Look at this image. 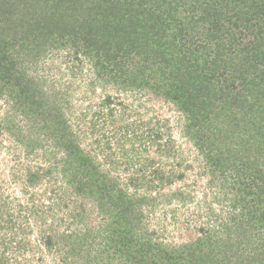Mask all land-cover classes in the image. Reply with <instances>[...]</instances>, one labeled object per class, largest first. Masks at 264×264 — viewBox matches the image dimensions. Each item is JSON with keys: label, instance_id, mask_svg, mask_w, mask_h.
Returning a JSON list of instances; mask_svg holds the SVG:
<instances>
[{"label": "trees", "instance_id": "obj_1", "mask_svg": "<svg viewBox=\"0 0 264 264\" xmlns=\"http://www.w3.org/2000/svg\"><path fill=\"white\" fill-rule=\"evenodd\" d=\"M23 2L0 0V22L4 23L0 27V65L13 61L17 66L16 44L19 54L23 48L26 59L36 60L44 53L47 39L50 42L58 34L64 44L76 47L82 43L86 53L96 55L97 79L105 71L110 79L120 80L123 92L147 89L166 101L176 113L174 120L181 127V138L201 156L202 166L211 177L208 187L222 177L224 183L217 184L220 190L229 185L230 190L245 194L238 198L235 193L233 208L243 201L244 209L250 204L252 212L231 217L223 228L229 225L237 239L249 232L248 238L254 236L250 241L256 243L257 257L264 260V234L257 240L250 230L255 221L264 223V209L260 215L255 213L260 203L264 205V166L259 163L264 160V0H33L36 9L27 19L30 31L25 34L14 30L16 37L3 43L2 33L10 32L8 27L14 22L12 9L15 5L22 7ZM42 3L45 10L39 9ZM198 27L197 32L206 37L200 41L188 37L187 41L186 34L191 36ZM239 27L248 30L245 35L253 40L240 47L238 39L231 37L227 48L222 37ZM31 33L33 37H27ZM209 48L214 56L207 52ZM221 68L222 74L216 76ZM13 69L0 73V91H6L5 101L11 104L8 113H19L28 133L35 135L33 143H51L63 159L58 156L60 178L43 165L28 166L22 191L27 196L25 205L19 203L13 208L11 202L0 200V247L7 249L10 236L14 238L12 243L25 251L33 247L27 237L33 226L23 222L17 228L14 216L23 215L29 207L37 214L38 242L49 252L58 242L69 241L67 228L90 209L108 215L104 227L109 230L111 244L120 255L130 256L135 249L128 245L138 241L133 240L131 228L135 227L136 215H141L131 212L130 205L143 204L148 197L154 202L162 196L143 191L159 187V192L163 186H170L169 204L172 199L181 204L192 200V183L178 187L174 183L184 181L185 173L179 170L182 163H175L178 146L175 148L171 136V117L143 121L125 98L107 95L100 101L99 110L93 111L88 104L80 112L79 121L87 123L77 128L74 119L67 118L65 108L72 105L65 100L63 103L61 91L50 88L47 92L39 78ZM237 82L239 91L235 90ZM134 114L138 120H133ZM98 159L105 163L103 167ZM164 160L170 161L163 164ZM44 174L49 180L38 194L33 190ZM1 184L6 183H0L2 188ZM259 198L263 202L259 203ZM72 199H88L92 206L77 202L75 211L70 206ZM153 205L156 208L159 203ZM19 219L23 221L25 216ZM62 227L65 234L59 232ZM212 229L209 224L200 226L197 240L182 247L211 249L214 244L207 234ZM146 246L159 249V256L155 252L156 256L154 253L146 259L150 264H170L168 260L174 258L172 251H162L166 250L163 241L148 240ZM182 247H173V251ZM74 248L72 245L66 252ZM26 257L19 258L25 261ZM139 262L148 264L143 259ZM0 264H6L3 256Z\"/></svg>", "mask_w": 264, "mask_h": 264}, {"label": "rangeland", "instance_id": "obj_2", "mask_svg": "<svg viewBox=\"0 0 264 264\" xmlns=\"http://www.w3.org/2000/svg\"><path fill=\"white\" fill-rule=\"evenodd\" d=\"M24 4L21 6L15 5L12 9L14 15V22L8 27L10 32L7 30L5 34L2 33L1 39L4 41L14 36L16 33L14 30L27 34L31 27L27 25V19L32 16V12L36 9V5L33 0H23ZM43 2V1H40ZM31 3V4H30ZM32 5V7L29 6ZM41 4V3H40ZM46 5V4H45ZM43 3L39 9L45 10L46 6ZM12 21V20H11ZM30 22V21H29ZM0 22V27L3 25ZM233 31L232 34L224 35L225 46L228 48L229 43L227 39L235 37L240 42V47L243 46L248 40H253V37H247V31L244 27H239ZM199 27L195 29L191 36L186 34L188 37H195V40L200 41L201 38L206 37L205 33L197 32ZM18 32V33H19ZM246 34V35H245ZM17 35V34H16ZM27 37H33L32 33L28 34ZM52 41L47 39L44 45V53L42 52L36 60L30 61L26 59L25 52L20 46L16 44L15 54L17 66L14 62L3 63L0 65V73L4 69L14 72V69L18 71L24 70L29 77L39 78L42 82V87L47 92L52 89L61 91V98L72 105L70 108H65L67 118H73L77 128H84L85 123L79 121L80 112L86 110V106L91 104L93 111L100 109V101L107 95H111L117 99L121 98L127 101L131 111L138 113L143 121L156 122L157 119L171 117V136L175 140V163L181 162L182 165L179 170L185 173V180L182 182H174L176 187L179 185H186L185 183H192L190 191L194 194L191 195V201L181 204L177 199H172V204L168 202V190L170 186H163L158 192L159 187L150 191H143V193L150 195L154 193L162 196L158 200L152 202L149 199L145 200V203L140 205H130V210L136 215L135 227L131 228L134 230L133 240L138 239L137 244L134 245V241L128 246L132 245L130 256L126 254L120 255L115 250L116 248L111 244V236L109 230L104 227L109 220L108 215L100 214L95 210H87V215L83 218H77V223H73L71 228H67L71 238L69 241L63 244L57 243L52 252L44 249L38 242L39 233L35 228L37 224L36 212L31 210L30 207L25 209L23 215L14 214L17 224L23 225L25 222L27 225L33 226L32 233L28 234L27 237L32 241L33 247L27 251L18 247V244L12 243L14 238L10 236V242L7 249L1 248V253L6 264H143L139 262L147 261L150 264L148 257H152L155 252L159 249H149L146 246L148 240L151 241H163V246L166 250L164 254H168L172 251L173 259L168 260L170 264H264L263 258L257 257L256 243L251 242V238L245 234L237 239V234L234 229H229V225H226V229L223 228V224L230 221L229 219L233 216H237L240 213L250 214V204L244 209V202L241 201L233 208L234 195L236 197H243L245 194H241L240 191L230 190L229 185H225V188L220 190L217 184L222 185L224 183L223 178L219 177L216 179V184L212 187H208L207 182L211 177L206 173L203 162H201V156L197 153V149L194 146H190L185 143L184 139L181 138L179 133L181 127L179 122L175 121L176 113H172V107L166 101L159 97H155L152 92L145 89L144 92H123V84L120 80H112L109 78L105 71L97 79L94 61H96V55L89 54L84 51L82 43H78L75 47L71 43L64 44L60 40V36L55 34L52 36ZM9 42V40H8ZM2 42H0L1 44ZM194 47V46H193ZM234 48H231L232 51ZM77 51V52H76ZM211 56H214V51L210 48L207 50ZM236 52V51H235ZM94 53V51H92ZM80 54V55H78ZM138 57H134L136 60ZM15 59V60H16ZM239 62L237 58V63ZM12 68V69H11ZM223 68V67H222ZM218 69L214 74L221 75L223 69ZM229 73L226 72V75ZM223 77L220 76L219 81H222ZM239 82V80H238ZM235 84V90L239 91L240 87ZM94 84L93 87H90ZM147 91V92H146ZM141 94V95H140ZM6 91H0V183H6L0 187V200L11 202L13 208L17 204L22 203L25 205V199L27 196H23L22 191L25 189V183L28 179V166L32 167L35 165H43L46 170H53V175H57L60 178L59 168L60 165L57 161L63 159V156L59 155V152L55 153V150L51 143L41 142L33 143L35 135L31 136L26 128L25 123H22V117L20 114H13L12 116L8 113L11 104L7 105L5 99ZM6 97V98H5ZM66 102V103H67ZM63 105V104H62ZM84 110V111H83ZM147 110V112H146ZM118 111V110H116ZM138 120V116L133 115V120ZM94 120L95 118L92 117ZM23 121V120H22ZM79 124V126H78ZM18 127L19 130H16ZM75 127V128H76ZM163 143H165L163 141ZM83 145V144H82ZM196 149V150H195ZM19 156V158L17 157ZM59 156V158H58ZM165 159V158H163ZM174 160V159H173ZM166 161L164 160L163 164ZM262 161V162H260ZM101 166H104V162L98 159ZM259 163L264 166V160L260 159ZM258 163V167L261 165ZM55 164H57L55 166ZM104 168H107L106 166ZM184 170V171H183ZM114 173L115 171L112 170ZM117 171L113 174L115 178ZM12 175V177H11ZM222 178V179H221ZM234 180V178H231ZM244 178H242L243 180ZM49 176L43 175L39 184L35 185V192H39L46 188V182H48ZM216 193V196L215 194ZM141 194V193H140ZM142 195V194H141ZM166 195L167 197L165 198ZM248 199V198H247ZM263 198H259V203L263 202ZM71 200L70 206L77 211L79 203H83L88 208L92 206V202L88 199ZM150 201V202H149ZM79 202V203H77ZM198 202V203H197ZM1 203V202H0ZM159 205L154 208L153 204ZM90 204V205H89ZM199 205V208L198 206ZM253 205V204H252ZM76 207V208H75ZM264 205L260 203L255 209V213L260 215L263 212ZM34 212L32 214L31 212ZM252 214V213H251ZM34 215V218L33 216ZM20 216H25V220L21 221ZM21 221V222H20ZM214 222V223H213ZM209 224L213 227L207 236H211V243L214 247L211 249L206 246L203 249L197 245L195 249L184 248V244H192L197 240L199 229L202 225ZM216 224V225H213ZM18 228V227H17ZM229 229V230H228ZM249 230V228L246 227ZM252 234L255 235L256 239L259 240L261 235L264 234V223L259 220L250 226ZM60 233L65 234L66 228L62 227L59 230ZM214 232V233H213ZM18 238V237H17ZM119 238V237H118ZM241 243V244H240ZM111 244V246H110ZM74 249L70 252L66 250L72 246ZM109 246V247H108ZM113 246V247H112ZM173 247H182L179 251H173ZM115 248V249H114ZM33 249H35L33 251ZM156 250V251H155ZM208 251V252H207ZM102 253V257L99 258V254ZM117 252V254H115ZM66 253L67 254L66 256ZM26 257V260L21 261ZM156 256V253H155ZM142 258V259H140ZM158 261V260H157ZM144 264H146L144 262ZM154 264H158L155 262ZM161 264V262H160Z\"/></svg>", "mask_w": 264, "mask_h": 264}]
</instances>
